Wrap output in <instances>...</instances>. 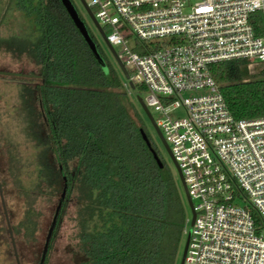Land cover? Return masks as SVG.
I'll list each match as a JSON object with an SVG mask.
<instances>
[{"label":"trees","instance_id":"obj_1","mask_svg":"<svg viewBox=\"0 0 264 264\" xmlns=\"http://www.w3.org/2000/svg\"><path fill=\"white\" fill-rule=\"evenodd\" d=\"M1 2L0 22L7 11L19 13L31 30L0 39V51L38 68L31 78L17 77V113L27 119L24 139L32 146L27 167L13 154L8 168L25 202L17 231L34 238L37 199L64 186L59 162L67 192L57 222L72 204L78 264H179L187 205L176 178L141 139L143 120L121 79L105 60L107 70L100 67L61 0ZM249 23L256 36L264 34L260 13ZM251 68L234 60L210 69L236 120L264 118V63Z\"/></svg>","mask_w":264,"mask_h":264},{"label":"built area","instance_id":"obj_2","mask_svg":"<svg viewBox=\"0 0 264 264\" xmlns=\"http://www.w3.org/2000/svg\"><path fill=\"white\" fill-rule=\"evenodd\" d=\"M86 4L119 47L125 87H143L181 172L194 212L182 264H264V118L234 119L210 72L228 61L264 63V34L249 23L260 13L264 27V0ZM175 108L183 116L167 115Z\"/></svg>","mask_w":264,"mask_h":264},{"label":"rangeland","instance_id":"obj_3","mask_svg":"<svg viewBox=\"0 0 264 264\" xmlns=\"http://www.w3.org/2000/svg\"><path fill=\"white\" fill-rule=\"evenodd\" d=\"M1 1L2 0H0V11L2 4ZM70 1L72 2L76 12L86 22V26L89 32L95 39L97 46L99 47L102 55L105 58V62L112 70L116 72L118 77L121 79L127 98L136 106L143 120L142 122L144 124L146 132L148 133V135H150V137L157 145L162 157L164 158L168 167L178 181L177 172L171 160L163 151L157 137L153 133L152 125L150 124L148 118L145 116L136 101V96H140L141 98H143L144 92H140L137 88L131 90L129 87H125V84L127 83L126 79L122 75L115 59L110 54L98 31L96 30L90 19L86 16L79 0ZM84 1L86 3H90L93 0ZM92 10L95 11V9ZM26 21L27 20L23 17L22 14L18 13L16 15H12L10 11H7L3 21L0 22V39L9 40L22 35L23 32L30 31L31 25H28ZM114 51L118 53L119 47H114ZM0 72L14 74L20 73L25 75L37 74L38 68L24 55H15L11 52L0 51ZM20 83H22V80L17 77H6L0 75V184L8 223L12 231L20 264H38L47 231L49 229L55 208L60 199L62 191L52 196L45 194L40 195V197L37 199L35 203V212L37 213V230L32 240L26 239L20 231H17L16 227L18 225V222L23 217L25 202L23 200L24 198H22V196L20 195L19 189H15L11 184V179L8 175V168L11 162V156L13 154L22 158L21 164L24 167H27L30 164V157L32 155L31 143L27 142L24 139V127L26 125L24 123L27 122V119H25L23 114L17 113L20 110V108H18L20 107L18 106V93ZM149 112L153 119H157L159 117L157 113L154 112L153 108H149ZM167 115L173 118L181 117L183 116V110L181 108L170 109ZM178 184L181 194L185 199L179 181ZM71 205L72 204L68 205L67 210L61 216V220L59 222H56V226L58 225V227L56 230L54 228L52 237L49 241L50 248L48 245L46 252L47 260L45 264H78V260L76 257V228L74 222V209ZM60 214L61 209L59 211L58 218ZM187 215L188 220H191V212L188 207ZM189 225L190 224H188L186 228V230L188 231L190 228ZM14 228L16 229L13 231ZM185 240L186 235L183 238L182 247L180 249V258L184 248ZM0 264H15L8 234V228L3 214L1 202Z\"/></svg>","mask_w":264,"mask_h":264},{"label":"water","instance_id":"obj_4","mask_svg":"<svg viewBox=\"0 0 264 264\" xmlns=\"http://www.w3.org/2000/svg\"><path fill=\"white\" fill-rule=\"evenodd\" d=\"M79 2L81 4V6L83 7L86 15L88 16V18L90 19V21L92 22V24L94 25L96 30L98 31V33L101 36L102 40L104 41V43H105L107 49L109 50L110 54L115 59V61H116L117 65H118L122 75L124 76L125 79H127L128 75H127L124 67L122 66L121 62L118 60L113 48L106 42L105 34L102 31V29L100 28V26L98 25V23L96 22L93 14H92V11L87 6V4H86V2L84 0H79ZM61 3L63 5V7L65 8V10H66L68 16L70 17L71 21L73 22L74 26L77 28V30L81 34L82 38L84 39L85 43L88 45V47H89L90 51L92 52L93 56L98 61L100 67L104 71H106L107 70V66H106V64L104 62V59L101 56V54L99 53V51H98V49L96 47V44L94 43V41L90 37L84 22L80 19V17L78 15V13L76 12L72 2L70 0H61ZM0 75L1 76H7V77H24V78H31L32 77V75H29V74L25 75V74H20V73L14 74V73H6V72H0ZM129 87H130L131 90L135 89V87L131 83H129ZM136 101H137L138 105L140 106L141 110L143 111V113L145 114V116L148 118V120L151 123V125L153 126V128L157 131L158 136H159V138L161 140V143L164 145V147L167 149V151L169 153L170 159H171V161H172V163L174 165V168H175V170L177 172L178 181H179V183L181 185V188L183 190V194H184V197H185L186 205H187V207L189 208V210L191 212L190 225H192L193 224V219H194V212H193V209H192V204H191L190 198L188 196V193H187V190H186V187H185L181 172H180L176 162L174 161V159H173V157L171 155V152L168 149V147H167V145H166V143H165V141L163 139V136H162L160 130L157 128V126H156V124L154 122V119L152 118V116H151L148 108L144 104L142 98L140 96H136ZM139 133H140L141 139L144 141V143L148 147V149L151 152V154H152L154 160L156 161V163L159 165V167H162L161 162H160L156 152L151 147V144H150V142L148 140V137H147L146 133L143 131V129H140ZM57 163H58L59 170H60V173H61L62 178H63L64 186H63V189H62V192H61V195H60V199H59V201L57 203V206L55 208V211H54V214H53L49 229L47 231V235H46V238H45L44 246H43L41 257H40V260H39L38 264H44L47 248H48V245H49V241H50V239L52 237V234H53L56 222H57L58 214H59V211L61 209V206L63 204V201L65 199V195H66V192H67V182H66V179H65V175L63 173L61 164L59 162H57ZM0 202H1L2 209H3V214H4V217H5V220H6V225H7V228H8V234H9V238H10V244H11V248H12V252H13L14 261H15V264H20L19 257H18V254H17V249H16L15 242H14V238H13V235H12V231H11L10 225L8 223L7 213H6V209H5L4 201H3V197H2L1 184H0ZM189 234H190V232L188 231V233L186 235V240H185L184 248H183V251H182V255H181V258L179 260V264L183 263V257H184V254H185V249H186V246H187V241H188V238H189Z\"/></svg>","mask_w":264,"mask_h":264},{"label":"flooded vegetation","instance_id":"obj_5","mask_svg":"<svg viewBox=\"0 0 264 264\" xmlns=\"http://www.w3.org/2000/svg\"><path fill=\"white\" fill-rule=\"evenodd\" d=\"M84 10V9H83ZM85 12V11H84ZM86 14V13H85ZM87 16V15H86ZM88 17V16H87ZM101 52V51H100ZM102 54V53H101ZM103 56V55H102ZM103 58H104V56H103ZM104 60H105V58H104ZM151 124V123H150ZM152 128H153V126H152ZM145 132H146V130H145ZM153 133L155 134V136L157 137V139H158V141H159V144L161 145V147H162V149H163V151L166 153V155L169 157V159H170V156H169V153H168V151H167V149L164 147V145L161 143V140H160V138H159V136H158V133H157V131L153 128ZM146 135H147V137H148V140H149V142H150V144H151V147H152V149L156 152V154H157V156H158V158H159V160H160V162H161V165H162V167H164L166 170H168V171H170L171 173H172V171L170 170V168L168 167V165H167V163H166V161L164 160V158L162 157V155H161V153H160V151H159V149H158V147H157V145L155 144V142L153 141V139L150 137V135H148V133L146 132ZM171 160V159H170ZM172 162V161H171ZM173 164V163H172ZM174 166V165H173ZM173 174V173H172ZM174 176V175H173ZM175 177V176H174Z\"/></svg>","mask_w":264,"mask_h":264}]
</instances>
